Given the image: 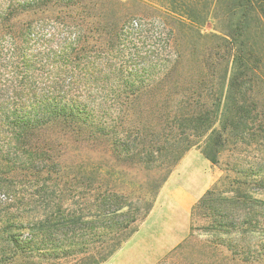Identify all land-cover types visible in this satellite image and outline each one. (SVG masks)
Listing matches in <instances>:
<instances>
[{"label": "trees", "instance_id": "16d2710c", "mask_svg": "<svg viewBox=\"0 0 264 264\" xmlns=\"http://www.w3.org/2000/svg\"><path fill=\"white\" fill-rule=\"evenodd\" d=\"M86 1L83 10H95L107 24L97 31L100 46L91 50L80 45L87 34L82 24L68 27L55 17L54 28L48 15L52 6L63 13ZM156 6L157 14L139 24L105 0H0V194L43 198L46 182L63 172L56 153L72 146H101L122 166L171 174L196 147L219 165L230 145L256 137L264 145V0H159ZM207 24L214 29L206 33ZM263 168L254 179L262 196ZM92 175L83 173L86 181ZM223 183L195 212L209 202L219 212L217 232L228 235L245 225V231L263 232L259 247L239 255L264 261V199L246 194L248 179L222 199ZM240 210L249 211L241 225ZM55 212L39 223L41 233L79 232L75 243L54 247L81 248L66 254L79 256L75 264L107 262L143 218L126 195L103 186L85 210L67 213L58 204ZM90 237L99 243L93 250Z\"/></svg>", "mask_w": 264, "mask_h": 264}, {"label": "rangeland", "instance_id": "374dc122", "mask_svg": "<svg viewBox=\"0 0 264 264\" xmlns=\"http://www.w3.org/2000/svg\"><path fill=\"white\" fill-rule=\"evenodd\" d=\"M119 2L118 5L117 0H105V5L112 11L120 13L123 17L135 18L140 24L144 22L142 18L145 19L149 15L155 16L157 14L155 8L159 0H119ZM85 6H90L87 1L83 4L79 3L69 10L67 9L63 13L60 11L55 12L56 9L52 6L48 15L54 28L55 17H63L62 20L68 27L74 28L73 25L82 24L81 26L87 34L86 39L80 45L91 50L92 47L100 46L98 40L100 36L97 31L99 29L102 31V28L106 27L107 24H103V21L97 17L95 10L91 9V14L87 13L88 10H83ZM135 26L137 27V24ZM213 29L212 24L203 27V31L206 33L211 32ZM57 33L59 32L57 31ZM64 36L62 35L61 39ZM73 40H75V37L71 36L66 42L70 43ZM159 75L162 77V72H159ZM152 96L157 97L158 94H147L144 97L150 99ZM261 140V138L256 137V142L250 140L249 143L240 142L237 145H230L228 150L222 154L219 165L210 162L209 166L205 167L203 173L214 175L216 178L203 195L194 199L196 201L190 209L189 225L186 227L185 237L182 238L177 247L162 256H158L155 263L151 264H264V261H244V258L239 255V252L243 251L244 248L256 249L259 247L263 241H261L263 232L257 230L245 231L249 228L248 225H245L243 228L238 229L236 233L234 231L228 235L219 233L213 229L215 225L213 223V220H215L214 215L219 214V212L214 213L209 202L196 212L194 210L205 194L212 190L221 179L224 180V183L220 184V191L223 192L222 199L232 197L234 192L231 191H236L239 187L237 181H245L246 179L250 182L249 185L244 186L245 189L243 188V190H246V194L254 198L264 199V196L258 194L254 183V179H258L262 174L260 167L264 166V145L260 146L259 144L262 142ZM56 154L63 159V172L61 176L54 174L46 182L45 187L50 189L49 193L45 194L43 198H38V196L31 198L23 194L13 198L0 194V264H75L79 256L66 254H76V251L81 248L74 249L76 250L74 252H67L63 249L56 251L54 247L62 246L70 240L75 243L77 241L76 237L80 235L79 232L74 233L75 235L67 232H57L47 238L41 233L43 227H40L39 223L45 222L52 214L55 215L58 204L61 211L79 213L94 201L100 186H103L104 189H114L128 197L130 204L132 203L133 211L141 209L143 218L136 223L140 230L156 207L165 186L168 190L173 186L184 189L189 188L193 195L199 194L198 187L201 184L196 179L191 178L192 175L188 179L189 183L182 176V173H185V175L189 173L188 171L184 172L183 163L187 157L193 154L205 157L202 150L196 147L185 156L171 174H168L165 170H148L142 165L122 166L114 158L109 157L110 155L107 156L101 146L88 149L72 146L61 152L58 151ZM101 167L103 176L99 178L96 170ZM87 171L93 172V175L91 179L89 178L86 181L83 173L87 174ZM227 176L230 177V180L225 182ZM204 182L203 179L202 183ZM40 185H43V183H40ZM183 194L184 192L177 194L175 200L177 202L183 201ZM146 202L152 207L151 210L149 209L150 211L146 210ZM169 207L173 217L179 218L181 208L175 204ZM128 211L126 209L124 212L127 213ZM239 213L241 215V218H239L241 225L245 220L244 216L246 215L244 213H249V211L240 210ZM217 219L220 220L219 217ZM156 221L153 220L145 228L144 235L136 238L133 243L131 239L135 233L125 242L124 248L122 247L104 264L149 263L150 256L153 258L154 255L151 250L154 246V233L157 234V231L163 232L161 230L167 228L162 225L159 227L160 229L153 232L156 230ZM98 232L99 234L108 235L112 231L105 232L101 230ZM144 238L150 244L145 243ZM96 239L97 237H90L89 248L92 250L99 245L95 241ZM130 242L131 244H129Z\"/></svg>", "mask_w": 264, "mask_h": 264}, {"label": "crops", "instance_id": "0c3cea01", "mask_svg": "<svg viewBox=\"0 0 264 264\" xmlns=\"http://www.w3.org/2000/svg\"><path fill=\"white\" fill-rule=\"evenodd\" d=\"M209 164V160L197 154H193L187 157V159L183 163V170L184 172L188 171L189 173H187L186 175L185 173H182V176L189 183L188 179L190 178V175H192L191 178L196 179V181L201 184V186L198 187V190L200 191L199 194H197L196 196L193 195L191 189L189 188L184 189L181 187L173 186L168 190V188L166 189L165 186L159 197L158 203L149 216L147 222L131 239V242L134 243V240H136V238L142 237L145 233V228L148 227V225H150L153 220L154 222L155 220H157L155 227L156 230H154L153 232H156L158 229H160L159 227L162 225L167 227L164 228V230H161L163 232L157 231V234L154 233V246L151 248L154 255L153 258L152 256H150V261L147 264L155 263V260L158 256H162L173 248L177 247L179 243H181L182 238L185 237L186 227L189 225L190 209L196 201L194 199H196V197H199L200 195H203L209 189L214 179L216 178L214 175L203 173L205 167H208ZM190 171L193 172L190 173ZM203 179L205 181L204 183H202ZM182 192H184V194L182 195L183 201L177 202L175 198L177 197V194H180ZM173 204L181 208L179 218L173 217L172 211L169 210V206ZM146 241L147 240L144 238V242L149 243ZM131 242L129 244H131Z\"/></svg>", "mask_w": 264, "mask_h": 264}]
</instances>
